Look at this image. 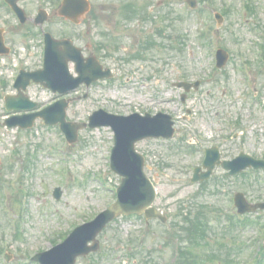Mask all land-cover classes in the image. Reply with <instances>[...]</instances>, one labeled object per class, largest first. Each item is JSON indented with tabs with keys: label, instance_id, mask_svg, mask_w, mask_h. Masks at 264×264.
Wrapping results in <instances>:
<instances>
[{
	"label": "rangeland",
	"instance_id": "1",
	"mask_svg": "<svg viewBox=\"0 0 264 264\" xmlns=\"http://www.w3.org/2000/svg\"><path fill=\"white\" fill-rule=\"evenodd\" d=\"M131 1L148 7L139 14L147 12V20L140 23L142 17L137 15L127 21L123 10ZM42 2L22 0L21 6L34 18ZM91 2L92 11L80 27L52 17L41 29L32 22L19 27L0 0V29L6 31L7 43L13 47L11 55L0 60V122L13 114L6 111L4 101L12 87L2 89L1 80L12 85L17 64L26 70L41 68L42 31H48L56 38L74 40L85 56L95 55L116 73L113 79L68 96L79 97L68 109V121L87 123L93 112L103 109L117 115L166 112L177 124L174 139L144 140L137 145L146 157V173L158 189L154 207L168 217V224L151 220L148 227L143 215L120 217L100 235L99 252L77 264H176L178 251L189 250L191 245L183 241V235L174 234L172 227L191 210H201L210 225L204 252L190 250L204 264H228L224 248L229 244L240 249L230 258L243 264L261 244L264 211L256 215L260 226L239 231L236 224L228 233L229 215L236 213L233 197L243 192L250 201L264 202V171L258 175L260 182L225 179L220 167L208 181L193 184L191 179L206 148L218 147L228 160L241 148L264 159V66L259 59L264 44V0H197L195 12L187 0ZM244 3L252 5L255 14L249 10L244 14ZM44 6L53 13L56 4ZM213 9L224 15L220 25L214 22ZM159 28L166 31L158 34ZM210 28L215 33L212 37L213 32L207 33ZM147 39L154 40L155 47L133 58ZM217 47L230 57L225 68L214 72ZM245 60L255 67L253 91L244 84ZM70 69L75 75L73 64ZM197 79H201L199 89L192 90L183 103L184 90L174 85ZM28 96L39 109L54 102L53 93L38 85L29 88ZM113 145L108 128L80 131L78 141L70 146L58 126H46L42 120L30 130L0 125V264H6V252L13 257L7 264H36L29 260L35 253L52 249L114 202L113 191L121 178L109 166ZM56 189L62 191L60 200L53 196ZM212 253L217 255L215 263L206 259Z\"/></svg>",
	"mask_w": 264,
	"mask_h": 264
},
{
	"label": "water",
	"instance_id": "2",
	"mask_svg": "<svg viewBox=\"0 0 264 264\" xmlns=\"http://www.w3.org/2000/svg\"><path fill=\"white\" fill-rule=\"evenodd\" d=\"M12 6L19 12L20 16L23 17V12L19 10L16 6L18 0H8ZM88 9V3L86 0H66L65 4L61 10V13L75 20L80 14ZM45 19H41V23ZM49 40V51L50 57L48 58V66L46 71L43 73L45 76H39L37 74H30L27 76V80L31 77L36 82H43L47 80L45 86L51 87L56 90L55 87L57 83L64 82L67 80L68 70L66 69V64L68 62V55L60 53V45H65L67 43V50L78 55L79 51L72 48L70 42L62 41L56 42L50 36H47ZM3 41L0 35V47H2ZM72 59V58H71ZM78 61V70L83 75L81 78L75 80L76 83L73 88L78 86L81 82H86L87 84L96 81L99 78L109 77L108 72L104 74L102 68L96 67L93 60H89L88 64H84L80 59ZM95 66V67H94ZM95 69L92 76H88L89 68ZM70 78V77H69ZM28 83L23 84V88H26ZM179 86H183L180 84ZM70 87V86H67ZM63 92V91H62ZM8 109L16 110H29L35 107V104L31 103L26 97H20L18 99L8 98ZM68 105L65 102H61L58 105L60 110L58 113H49L47 110L42 113L31 115L30 120L25 124H20L23 128L32 127L34 120L37 117H43L47 124H56L61 122L65 133L68 135L71 143L76 142L78 130L86 128V124H70L65 121V108ZM104 115L102 113L96 114L91 123V127L99 126H111L116 132V147L114 149L113 155V165L112 168L115 172L124 177L123 184L119 188V201L111 209L103 213L98 219L86 226L77 229L70 238L61 246L57 247L52 253H58V258L62 261L60 264H75L76 258L81 255H87L90 252H96L98 249V244L96 243L93 247H88V243L95 241V238L101 231L106 227V225L111 222L116 216L121 214H131V213H141L148 209L154 202L155 194L150 185V182L146 179L143 173L144 158L135 151V144L145 138L149 137H164L171 138L173 136V129L171 128L172 123L170 118L166 116H158L156 118H142L139 116H132L130 118H115V117H105L103 122L99 120V116ZM17 123L11 121L9 126H16ZM218 155L215 157H210L206 166L210 169L209 172L203 177L208 178L211 174V170L214 168V162L218 159ZM228 163H224L227 166ZM196 178L194 181H197ZM58 192V191H57ZM56 198H60V193L56 194ZM239 200L244 203L242 195H239ZM264 207V205L252 206V210H256L258 207ZM153 210L147 212L148 215L153 213ZM51 253V254H52Z\"/></svg>",
	"mask_w": 264,
	"mask_h": 264
},
{
	"label": "trees",
	"instance_id": "3",
	"mask_svg": "<svg viewBox=\"0 0 264 264\" xmlns=\"http://www.w3.org/2000/svg\"><path fill=\"white\" fill-rule=\"evenodd\" d=\"M188 224L193 223V220H190L187 218ZM194 224V231L199 232V234L204 233L207 229L203 226L205 225L202 221H196L193 223Z\"/></svg>",
	"mask_w": 264,
	"mask_h": 264
}]
</instances>
